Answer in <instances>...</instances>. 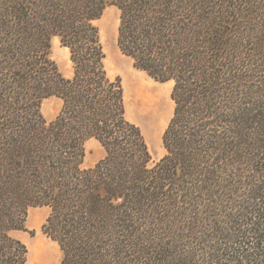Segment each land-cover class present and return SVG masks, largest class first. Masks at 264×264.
<instances>
[{"label": "trees", "instance_id": "1", "mask_svg": "<svg viewBox=\"0 0 264 264\" xmlns=\"http://www.w3.org/2000/svg\"><path fill=\"white\" fill-rule=\"evenodd\" d=\"M236 1L110 0L120 52L174 81L166 153L149 166L92 23L107 0H0V264H26L10 232L24 228L30 206L49 208L41 229L60 264H264V102L235 110L224 98L250 71L230 36L253 27L264 0ZM50 35L69 49L71 78L48 58ZM50 95L63 104L46 123L36 107ZM88 138L106 154L83 169ZM242 169L250 180H239Z\"/></svg>", "mask_w": 264, "mask_h": 264}, {"label": "rangeland", "instance_id": "2", "mask_svg": "<svg viewBox=\"0 0 264 264\" xmlns=\"http://www.w3.org/2000/svg\"><path fill=\"white\" fill-rule=\"evenodd\" d=\"M231 2L234 3V1ZM236 2L239 4L243 3V1L239 0ZM249 4L251 5V3ZM261 12V15H263L264 12L262 10ZM261 15L256 16L253 21V27H241L230 36L229 40L234 44V52L237 48L238 53L240 52L239 60L237 61L240 64L242 62V65L250 71L247 73L243 86L240 87L241 84L237 80L235 83H231V94H229L231 97H224L231 100L226 105L229 109L236 107V110L240 105L249 108L254 106V103L252 104L253 101L264 102L263 97L256 98L252 96L254 94V86H258L260 91H264V29L262 26H258L262 20L260 19ZM119 17L120 10L118 7L111 4L110 0H107L101 15L93 20L92 23L99 32V39L105 53L103 62L108 77L110 79L116 77L121 79L125 118L140 128L151 156L148 165L152 166L166 153V149L162 144V135L174 113L175 103L171 97L174 81L160 82L154 80L144 71L135 68L133 61L130 60L131 58L120 52L116 43ZM48 41L50 45L48 58L55 63L61 75L65 78H71L73 75V64L70 60L69 49L61 45L60 39L56 35H50ZM229 56V54H226V58H229ZM225 63L232 66L230 69L240 67V64L235 63L233 65L230 61ZM223 69L228 70L229 67L227 68L224 65ZM37 103L36 111L46 123L56 118L63 104L62 99L54 95L42 98ZM226 119H230V117L224 114L220 115V118L214 119V124H217L216 128L220 130L218 132L221 135H223V130L225 129L226 123L224 121ZM102 149L104 157L106 152L103 147ZM84 151L85 156L87 154L85 146ZM80 167L85 168L83 164H80ZM242 174L243 177L239 180H250L249 177H252L250 169H242ZM257 179L259 178H254V180ZM48 214L49 208L47 206H30L27 208L24 228L10 232L11 236L21 240L26 245L28 250L26 264H60L62 252L59 245L47 237L41 229Z\"/></svg>", "mask_w": 264, "mask_h": 264}, {"label": "crops", "instance_id": "3", "mask_svg": "<svg viewBox=\"0 0 264 264\" xmlns=\"http://www.w3.org/2000/svg\"><path fill=\"white\" fill-rule=\"evenodd\" d=\"M130 60L132 61V59ZM84 146L87 150V154L84 156V161L81 164H83L85 168H90L92 165H94V163L103 157L104 151L99 141L94 138L87 139L84 143Z\"/></svg>", "mask_w": 264, "mask_h": 264}]
</instances>
